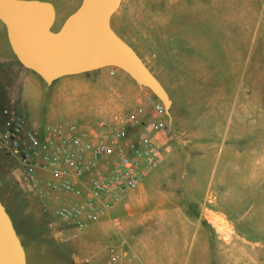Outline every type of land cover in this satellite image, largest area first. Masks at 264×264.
<instances>
[{
  "label": "crops",
  "instance_id": "1",
  "mask_svg": "<svg viewBox=\"0 0 264 264\" xmlns=\"http://www.w3.org/2000/svg\"><path fill=\"white\" fill-rule=\"evenodd\" d=\"M237 1L243 2L246 7L242 21L247 25L252 20L251 13L256 14L257 0H192L191 6L177 5L176 11L190 10L200 13L201 20L209 22L216 13L215 10L221 5ZM81 2L82 0H72L65 5L67 14L63 16L62 24ZM123 4L121 2L120 8ZM172 9L171 7L170 10ZM142 16L146 19V28L148 31L152 30L153 34L144 31L139 35L136 51L164 87L169 89L190 87V78L196 71L211 67L208 58H200L201 67L190 65L192 56L187 53V48L190 47L193 37H182L181 27L185 21L158 11L153 15L144 13ZM120 28H123L121 36L125 39V25L122 24ZM220 30L222 27L217 26V39L206 36V39L202 40L207 48L203 54L208 56L210 52L211 57L215 60L217 58V65L212 68L213 75L223 72L224 69L218 57L225 43ZM178 37H181L186 47L184 55L189 63L186 62L184 66L175 64L180 55L175 46ZM214 46H218L217 53L213 49ZM1 55L8 60H17L9 44L6 28L0 21V57ZM8 67L11 66L0 65V86L7 97H10V102L18 105L17 109L25 118L28 128L75 123L87 129L98 120L112 123L117 114L122 112L124 114L140 103L148 106L154 99L151 93L128 74L114 70L113 67L64 76L50 85L36 73L27 81H19L7 74V71H10ZM255 67L264 65L261 66L258 62ZM30 83L41 86L56 85L55 95L44 113L38 111V99L28 92ZM218 87L220 88L218 103L227 105L236 102L238 92L232 82L219 83ZM170 98L173 106L174 100L171 96ZM254 103H257L256 93L253 97L250 96V104ZM253 110L256 114L257 106L253 107ZM167 117V131L158 135L164 154L163 163L155 169L144 168L138 187L110 214L97 223H91L85 229H78L73 223L63 220L56 214L60 206L72 202L73 199L53 189L56 180L49 172L36 170L32 180L21 182V188L11 187L7 191L6 197L10 201L13 213L12 216L9 215L24 247L27 264H83L93 255V251H88L91 245H96L94 255L104 264H126L115 261L108 249L109 242H114L112 236L120 233L115 224L117 221L115 217L123 212L126 250L135 257L134 264H177L180 249L184 251L183 261L187 264L194 243H198L196 258L199 264L205 262L214 247H223L225 253L233 250L234 257L240 240L233 239L227 242L213 234L209 227L203 224L199 212L195 213L191 207L194 194L188 184L193 177L187 175L185 171L188 165L185 162L182 165H174L173 152L177 145L186 146L192 141L190 136H193L194 131L191 129V123L185 116L174 117L171 111ZM224 143V140L222 146L213 143L212 152H218L220 147L224 148ZM217 159L209 162V168H216ZM208 177L209 175L203 182L210 183ZM1 201L3 202L2 199ZM3 204L7 209L6 204L4 202ZM129 219L132 221L131 226L127 221ZM261 244L257 242L255 247L258 249ZM234 261L239 262V259L235 257ZM250 264H264V257L258 256L256 252Z\"/></svg>",
  "mask_w": 264,
  "mask_h": 264
},
{
  "label": "rangeland",
  "instance_id": "2",
  "mask_svg": "<svg viewBox=\"0 0 264 264\" xmlns=\"http://www.w3.org/2000/svg\"><path fill=\"white\" fill-rule=\"evenodd\" d=\"M46 1L52 2L56 8L53 29L57 31L62 25L63 16L67 14L65 5L72 0ZM122 2L123 6L113 15L111 23L119 35H123V28L120 26L125 25V40L136 50L139 35L144 31L153 34L152 30L148 31L146 28V19L142 14L153 15L158 11L185 21L181 27L182 37H193L190 47L187 48V53L192 56L190 65L201 67L200 58H208L211 64L206 70H199L193 74L189 81L190 87L174 89L165 87L174 100L170 111L174 117L188 118L194 131L193 136H190L192 141L186 146L177 145L173 152L174 165L187 163L185 171L187 175L193 177L188 184L194 194L191 207L195 213L199 212L203 224L209 227L213 234L227 242L233 239L240 240L234 257L233 250L225 253L223 247H214L203 264H250L256 252L258 256L264 257V67H255L258 62L261 66L264 65V0H257L256 14L251 13L252 20L247 25L242 21L246 7L239 1L221 5L215 10L216 13L209 22L202 21L200 13L190 10L176 11L177 5L189 7L193 4L192 0H122ZM217 26L222 27L220 31L225 40L218 54L224 69L223 72L213 75L212 68H215L217 58L215 60L211 57L210 52L208 56L203 54L207 48L202 40L206 39V36L217 39ZM175 46L180 54L175 64L184 66L188 61L184 55L186 47L181 37H178ZM217 47H213L215 53ZM14 57L16 58L15 54ZM18 63H20L18 59L8 60L2 55L0 57V65L11 66L8 67L10 71H7V74L19 81L29 80L34 72ZM112 69L119 70L114 67ZM231 82L238 92L236 102L227 105L218 103L219 83ZM143 88L152 94L148 88ZM55 91V84L41 86L30 83L28 87L29 94L38 99L40 113L47 110ZM255 93L257 103L251 105L250 96L253 97ZM255 106L256 114L253 110ZM4 107L17 109L18 105L10 102V97H7L0 86V110ZM122 114L123 112L117 114L116 118ZM223 140L224 148L220 147ZM213 143L220 144L218 152H212ZM215 159L216 168H209V162ZM17 169L16 160L0 150V197L11 216L13 213L6 193L11 187H22V183L15 176ZM208 175L210 183L203 182ZM115 218L120 233L112 236V240L125 241V212ZM127 221L131 226V219ZM257 242L262 243L258 249L255 247ZM91 246L88 251H93V255L83 264H104L94 255L96 245ZM197 249L198 243H194L187 264H199L196 258ZM183 256L184 251L180 249L177 264H184ZM235 257L239 262L235 263Z\"/></svg>",
  "mask_w": 264,
  "mask_h": 264
},
{
  "label": "built area",
  "instance_id": "3",
  "mask_svg": "<svg viewBox=\"0 0 264 264\" xmlns=\"http://www.w3.org/2000/svg\"><path fill=\"white\" fill-rule=\"evenodd\" d=\"M1 112L0 150L16 160V179L27 182L36 170L49 172L56 180L53 189L73 199L56 214L78 229L110 214L138 187L144 168L155 169L164 161L158 135L167 131L168 117L159 100L140 103L112 123L98 120L87 129L75 123L28 128L15 107ZM108 249L115 261L135 263L124 240Z\"/></svg>",
  "mask_w": 264,
  "mask_h": 264
},
{
  "label": "water",
  "instance_id": "4",
  "mask_svg": "<svg viewBox=\"0 0 264 264\" xmlns=\"http://www.w3.org/2000/svg\"><path fill=\"white\" fill-rule=\"evenodd\" d=\"M122 0H82L61 27L46 0H0V21L18 61L45 83L105 67L117 68L148 88L170 114L172 100L137 51L112 27ZM0 264H27L13 221L0 199Z\"/></svg>",
  "mask_w": 264,
  "mask_h": 264
},
{
  "label": "flooded vegetation",
  "instance_id": "5",
  "mask_svg": "<svg viewBox=\"0 0 264 264\" xmlns=\"http://www.w3.org/2000/svg\"><path fill=\"white\" fill-rule=\"evenodd\" d=\"M112 27H113V25H112ZM114 29V28H113ZM121 36V35H120ZM122 37V36H121ZM123 38V37H122ZM124 39V38H123ZM125 40V39H124ZM127 43H129L127 40H125ZM132 47H133V45L131 44V43H129ZM134 48V47H133ZM135 49V48H134ZM136 50V49H135Z\"/></svg>",
  "mask_w": 264,
  "mask_h": 264
},
{
  "label": "trees",
  "instance_id": "6",
  "mask_svg": "<svg viewBox=\"0 0 264 264\" xmlns=\"http://www.w3.org/2000/svg\"><path fill=\"white\" fill-rule=\"evenodd\" d=\"M153 98H155V100H158L154 95H153Z\"/></svg>",
  "mask_w": 264,
  "mask_h": 264
}]
</instances>
